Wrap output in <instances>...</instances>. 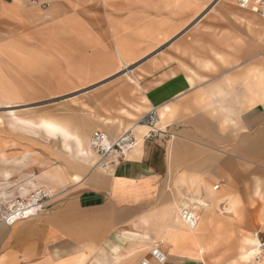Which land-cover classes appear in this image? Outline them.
Masks as SVG:
<instances>
[{
	"label": "crops",
	"instance_id": "obj_1",
	"mask_svg": "<svg viewBox=\"0 0 264 264\" xmlns=\"http://www.w3.org/2000/svg\"><path fill=\"white\" fill-rule=\"evenodd\" d=\"M236 1L0 0L6 58H21L23 73L38 75L37 86L26 79L18 88L59 99L92 86L87 133L114 139L151 106L160 127L174 133L140 141L104 171L67 124H45L87 161L71 181L58 177L67 185L54 203L0 223V264H134L153 242L167 264H205L227 235L255 232L264 214L252 205L264 201V17ZM100 5L104 33L62 32L86 18L98 25ZM150 52L167 59L146 67L136 83L101 82ZM183 206L192 208L193 226L181 220ZM258 243L245 236L230 264H264L251 253Z\"/></svg>",
	"mask_w": 264,
	"mask_h": 264
},
{
	"label": "rangeland",
	"instance_id": "obj_2",
	"mask_svg": "<svg viewBox=\"0 0 264 264\" xmlns=\"http://www.w3.org/2000/svg\"><path fill=\"white\" fill-rule=\"evenodd\" d=\"M94 11L95 18L92 17L93 11L89 12V15L98 25H86L88 16H85L86 19L83 20L82 25H64L62 32L104 33L103 6H96ZM5 43L6 41H0V223L6 222L9 214L16 211L18 207L33 204V208L37 206L45 208L54 203L60 197L61 188L67 185L62 186L60 181H71L70 174L87 161L80 159L81 156L79 157L77 151H74L75 143L66 141L67 139L51 137L53 133L45 131L48 129L45 124L54 121L67 124L69 129L77 132L88 146H90L91 136V132L82 131V126L83 117L88 110L86 98L92 86L69 90L59 99L54 97L47 99L48 97L44 96L33 98L34 95H45L46 91L34 88L23 90L18 88V83L30 79L31 85L37 86L38 75L36 77L32 74L31 77L25 75L19 63L21 58H15L14 62L6 58ZM20 54L22 55V51ZM152 55L153 53H148L146 57L127 65L101 82L119 77V79L136 83L146 67L155 66L167 59V57ZM125 68H128V71ZM8 73L11 75V81L14 80L16 83L14 89L8 88ZM32 80H36V85ZM42 101L47 102L41 103ZM7 105L15 106L9 110L5 107ZM252 205L261 214L264 213V201L254 202ZM254 235L261 243H264V214L258 217L254 233H232L221 241V248L209 250L205 255V264H230V261L237 258L238 246L241 245L243 238ZM261 255L256 257V254H253L252 256L262 259L264 254L261 253Z\"/></svg>",
	"mask_w": 264,
	"mask_h": 264
},
{
	"label": "built area",
	"instance_id": "obj_3",
	"mask_svg": "<svg viewBox=\"0 0 264 264\" xmlns=\"http://www.w3.org/2000/svg\"><path fill=\"white\" fill-rule=\"evenodd\" d=\"M236 2L238 5L247 7L264 17V0H237ZM262 51L264 53V40ZM157 121L158 108L156 106H151L138 119V122L144 123L148 126V129L144 134V139H167L174 136V133L169 130L167 126L163 128L159 127ZM89 143L98 156L95 166L98 169L110 171L114 165L126 158L128 151H130L135 145L136 139L132 129L123 131L114 139L110 138L103 131L95 130L90 136ZM215 186L217 187V185ZM179 215L181 220L190 226H193L196 223V216L192 213V208L188 206L181 207ZM17 217H23V215ZM12 220H9L8 218L6 219V222ZM134 264H167V255L159 242H153L148 253Z\"/></svg>",
	"mask_w": 264,
	"mask_h": 264
},
{
	"label": "bare ground",
	"instance_id": "obj_4",
	"mask_svg": "<svg viewBox=\"0 0 264 264\" xmlns=\"http://www.w3.org/2000/svg\"><path fill=\"white\" fill-rule=\"evenodd\" d=\"M5 107H7V108L10 110V109H12L14 106L7 105V106H5ZM159 120H160V117H159V113H158V121H157V123H158V126L160 127ZM136 126L141 127L142 130H140V132H139V131L136 132V131H135V127H136ZM136 126H135L134 128H131L132 131H133V133H134V135H135V139H136V143H135V145L133 146V148L136 147L140 141L144 140V134L146 133V131H147V129H148V126L145 125L144 123H141V122H137ZM133 148H132V149H133ZM91 150H92V152H93L95 155H97V154L95 153V151H94L92 148H91ZM128 152H129V151H128ZM97 157H98V156H97ZM97 160H98V158H97ZM96 162H97V161H96ZM95 165H96V163L94 164V167H96ZM213 188H216V186H214ZM29 203H30V202H29ZM34 204L36 205V203H34ZM30 209H34V208H33V204H27V205H25V206L18 207V208L16 209V211L10 213L9 215H10V217H13V216L16 215L17 213L23 212V211H25V210H30ZM10 217H7V219H8V218L10 219ZM263 246H264V243H261V242L258 243V244H257V247H256L253 251H251V253L256 254V257L260 256L261 253H262V251L264 250Z\"/></svg>",
	"mask_w": 264,
	"mask_h": 264
}]
</instances>
